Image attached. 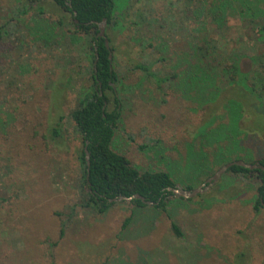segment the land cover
I'll list each match as a JSON object with an SVG mask.
<instances>
[{"label": "rangeland", "instance_id": "1", "mask_svg": "<svg viewBox=\"0 0 264 264\" xmlns=\"http://www.w3.org/2000/svg\"><path fill=\"white\" fill-rule=\"evenodd\" d=\"M49 1L0 0V24H15L14 36L0 38V264H264V207L252 208L258 183L251 176L224 171L193 197L168 196L164 211L126 200L100 213L79 205L80 137L67 113L91 84L92 32L75 31L67 15L57 24L61 13ZM115 1L122 5L104 26L117 76L104 94L108 109L112 95L120 109L111 149L138 171H166L181 188L196 187L225 160L263 156L264 142L231 134L225 111L215 107L228 93L209 107L200 99L182 14L166 11L163 0ZM22 4L27 11L15 14ZM44 5L49 9L35 16ZM160 16L168 19L158 27ZM238 21L228 16L209 38L223 53L242 50L237 65L245 73L264 43ZM151 61V70L168 78L158 88L132 68ZM59 115L61 137L53 140L48 127Z\"/></svg>", "mask_w": 264, "mask_h": 264}, {"label": "trees", "instance_id": "2", "mask_svg": "<svg viewBox=\"0 0 264 264\" xmlns=\"http://www.w3.org/2000/svg\"><path fill=\"white\" fill-rule=\"evenodd\" d=\"M144 1L150 5L154 0ZM30 2L33 0H26V4ZM49 2L61 13L56 17L57 24H61L64 15H67L68 23L75 27V31L83 34L92 32V44L90 45L92 53L90 55L93 60V45L96 47L94 70L92 69L90 75L91 84L76 93L77 104L67 113V117L73 123L74 131L80 137V148L77 153L81 180L78 185L79 205L90 206L100 213L113 204V202H108V199L121 194L126 196L138 194L145 200L151 201L152 208H160L164 211L168 201L167 197L170 196L166 187L174 186L168 173L163 170L138 171L122 153H117L110 147L120 109L118 101L113 95L111 97L113 106L108 109L109 101L104 93L106 90L113 92L112 83L117 81V76L112 69L110 58H108L110 46L105 47L103 39L95 37L97 32L95 23L103 18L106 28L112 26L114 7L122 5L121 1L68 0L69 6L64 3V0ZM117 2L119 4H116ZM122 2L127 3V0ZM163 7L166 11L173 10L182 14L178 25L180 30L188 31L187 36L190 38L188 41L193 47L191 50L193 64L190 69L193 78L199 80L196 82L193 79L192 83H197L195 90L199 91L200 99L206 102V107H209L217 95L228 93V97H223L219 102H216L215 107L220 106L225 111L229 130L233 126L236 132L230 133L234 135L241 133L243 136H248L250 133L264 142V53L252 56L254 63L250 70L241 73L238 70L237 62L241 59L242 50L230 51L228 54L223 53L219 44L209 38V33L213 29L218 30L224 26L228 16H235L240 24L249 28L255 43H264V0H180V2L163 0ZM27 8L28 6L22 4L17 11L12 10L11 12L23 14ZM46 8L49 9L45 5L35 7L36 14L34 15L39 16ZM145 13L142 14L141 20H144ZM139 14L140 12H137V16ZM168 16L156 18V25L158 27L166 25ZM169 17L172 18V16ZM185 22L190 28L184 25ZM14 25L9 24L8 20L2 22L0 38L14 36L11 31V29L14 31ZM173 29H175V25L171 24L170 30L173 31ZM104 35L109 45L110 39L105 31ZM216 51H219L218 54H214ZM151 63L152 61L149 64L136 63L132 65V68L141 71L144 76L152 80L155 88H158L160 83L167 81L168 78L159 76L156 71L151 70ZM222 81L224 83L220 86ZM99 92L101 93L98 95ZM234 110L236 111L234 112ZM62 118V115L57 116L54 123L48 127V133L53 140L61 137ZM83 148L88 152L89 165L86 177H84ZM235 159L249 163L256 160L264 167V155L252 161L242 157ZM224 162L227 160L222 163ZM225 172L236 176L256 178L258 185L252 208L257 211L259 207H264L261 204L264 203V173L262 170L231 165ZM183 188L190 189L189 186ZM128 202L134 207L145 205L138 198H133ZM129 219V216L124 217L122 225H126ZM169 227L174 236H181L178 225L172 220H170ZM61 232L62 227L60 226L59 234Z\"/></svg>", "mask_w": 264, "mask_h": 264}, {"label": "water", "instance_id": "3", "mask_svg": "<svg viewBox=\"0 0 264 264\" xmlns=\"http://www.w3.org/2000/svg\"><path fill=\"white\" fill-rule=\"evenodd\" d=\"M64 3H66L69 6V2L68 0H64ZM75 22V21H74ZM95 25H97V32L95 37H101L104 41V45L105 47H107V41L104 35V19L101 18L99 22H96ZM95 45H93V50H94V60H93V65L95 64V59H96V52H95ZM108 58H110V54H108ZM93 70H94V66H93ZM101 92L98 93V95ZM83 153H84V161H85V168H84V177H86V173H87V168L89 165L88 162V152L86 151L85 148H83ZM231 165H238L244 168H248V169H260L263 171L264 173V167L259 164L258 161H253L252 163L249 162H245L241 159H235V160H230L227 162L222 163L221 165H219L213 173H211L209 176L206 177V179L204 181H201L196 187L194 188H190V189H184L181 188L177 185H174L172 187H166V190L170 192V195L172 196H177V197H181V198H190L193 197L195 195H197L199 192L201 191H205L207 188H209L218 178L219 174L224 172L229 166ZM86 184L88 185V182L86 181ZM133 198H138L141 202L145 203V204H152L151 201L145 200L141 195L138 194H132L129 196H126L124 194L121 195H117L116 197H112L110 199H108V202H117V201H122V200H126L127 202L130 201ZM264 206V203H261Z\"/></svg>", "mask_w": 264, "mask_h": 264}]
</instances>
